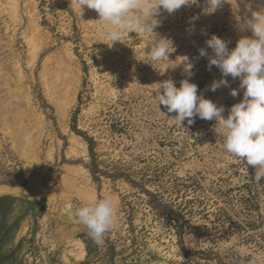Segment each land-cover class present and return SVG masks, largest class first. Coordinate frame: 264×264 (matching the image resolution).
Segmentation results:
<instances>
[{"label":"rangeland","instance_id":"rangeland-1","mask_svg":"<svg viewBox=\"0 0 264 264\" xmlns=\"http://www.w3.org/2000/svg\"><path fill=\"white\" fill-rule=\"evenodd\" d=\"M205 7L198 0L161 11L155 31L174 50L152 62L147 38L130 32L111 44L98 13H81L76 0H0V197L12 198L8 225L25 214L3 246L16 249L4 264H264V248L223 233L207 212L219 188L241 184L255 168L225 150L215 120L178 125L152 92L165 79L179 87L187 57L190 81L224 116L243 98L239 78L210 90L221 72L209 70L199 49L213 54V34L230 50L251 36L238 23L264 0H226L211 14ZM175 177L195 178L203 190L176 191ZM164 190L173 200H198L179 227L160 215L154 195ZM104 197L118 215L98 246L75 211Z\"/></svg>","mask_w":264,"mask_h":264},{"label":"clouds","instance_id":"clouds-1","mask_svg":"<svg viewBox=\"0 0 264 264\" xmlns=\"http://www.w3.org/2000/svg\"><path fill=\"white\" fill-rule=\"evenodd\" d=\"M198 0H76L81 8L95 10L98 20L104 27L111 44L122 41L125 34L135 32L141 38H147L143 46L148 48V60L162 61L174 50L172 42L158 36L156 29L161 21V11L171 14L183 6H190ZM226 0H205V13H214ZM193 21L198 17H193ZM240 31H250L251 36H242L231 50L228 42L213 34L206 40L209 55L205 48L199 49L201 57L208 58V68L216 66L221 78L213 80L210 90L216 91L228 87V77L239 78L243 98L228 109L217 105L211 99L198 93L197 85L190 81L193 75V64L184 57L185 79L177 87L172 79L153 83L152 92L168 113H175L173 119L184 127V121L192 125L196 118L215 120L214 132L224 138L227 152L239 158L246 165L255 168V180L260 183L264 179V7L251 12L238 23ZM151 64V63H150ZM152 65V64H151ZM153 66V65H152ZM233 97L238 90L231 89ZM190 141L195 138L189 136ZM117 206L110 197L88 202L75 211L77 222L83 225L89 236L98 246H102L105 234L110 232L117 222Z\"/></svg>","mask_w":264,"mask_h":264},{"label":"trees","instance_id":"trees-1","mask_svg":"<svg viewBox=\"0 0 264 264\" xmlns=\"http://www.w3.org/2000/svg\"><path fill=\"white\" fill-rule=\"evenodd\" d=\"M86 139L90 149H94V139L90 137H86ZM91 171L93 174L96 172L95 165L91 168ZM175 180L176 188L174 190L176 191L190 188L195 189L196 192L203 190L199 181L195 178L175 177ZM165 191L154 195L155 198L162 202L159 203L161 206L159 209L160 215L165 217L171 225L175 223L174 225L179 227L186 215L194 212L195 203L198 200L197 198L183 199L181 201L173 200L172 192ZM166 193H168V199H166ZM215 194L224 205H219L220 203L216 199L214 201L215 208L207 210V212L214 216L223 233L244 235L243 240L246 242H255L261 248H264V187H259L254 175H250L241 184H237L234 187L228 189L219 188ZM207 195L204 200H206ZM29 203L35 211L37 203L32 201H29ZM201 203H204L203 200ZM11 209H13L12 198L9 196L0 197V264L10 261L14 256L16 249H11L9 252L3 250V246L9 241L12 230L18 227L20 219L25 216V214L19 215L12 224L8 225L7 216ZM42 211L43 207L39 210V214H42ZM184 211L187 212L185 213Z\"/></svg>","mask_w":264,"mask_h":264}]
</instances>
